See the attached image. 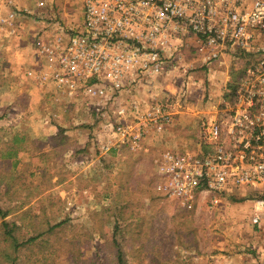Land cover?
<instances>
[{"label":"rangeland","instance_id":"374dc122","mask_svg":"<svg viewBox=\"0 0 264 264\" xmlns=\"http://www.w3.org/2000/svg\"><path fill=\"white\" fill-rule=\"evenodd\" d=\"M25 3L50 9L70 27L80 25L81 0ZM42 28L24 17L11 31L0 22V209L16 223L19 242L15 250L0 217V264H88L93 258L115 264L114 251L103 246L114 235L127 264H198L211 256L216 264H250L264 255V223L251 224L250 196L219 208L197 196L183 207L154 187L161 152L196 149L201 121L214 111L210 104L232 95L243 64L226 66L229 80L216 92L205 80L204 91L166 97L177 105L176 135L152 140L139 153L128 147L104 154L87 109L94 98L35 83L44 59L34 37Z\"/></svg>","mask_w":264,"mask_h":264},{"label":"built area","instance_id":"2783aa9c","mask_svg":"<svg viewBox=\"0 0 264 264\" xmlns=\"http://www.w3.org/2000/svg\"><path fill=\"white\" fill-rule=\"evenodd\" d=\"M25 1L0 0L1 26L11 31L24 17L43 27L34 37L44 59L37 81L94 98L87 109L104 154L124 145L137 150L152 127L161 132L172 120L169 99L144 107L126 96L132 91L173 71L187 76L199 66L213 74L223 64H243L232 95L201 121L197 148L161 153L154 187L183 207L197 196L211 208L250 196V222L262 226L264 0H81L80 25L71 27Z\"/></svg>","mask_w":264,"mask_h":264},{"label":"crops","instance_id":"0c3cea01","mask_svg":"<svg viewBox=\"0 0 264 264\" xmlns=\"http://www.w3.org/2000/svg\"><path fill=\"white\" fill-rule=\"evenodd\" d=\"M4 30L6 31V29ZM14 31H16V29H14ZM197 67H196V70L188 73L187 76H185L182 72L173 71V72H170L168 75H163V76L154 78L151 81L147 82L146 84H143L141 88H139L137 91H132L130 94L126 96H128L131 100H135L136 102L141 103L144 107H146L148 103H151L154 101H160V102L165 101L167 98H169V96H171L170 94H174L178 90L185 91V92L188 91L190 92L191 96L192 94H195L196 91H204L205 89L203 86V81L205 80L209 82L208 91H212V92H216L219 89H221L220 85L223 87L224 83L229 80L228 75H227V70L225 69L226 65L224 64L221 65L219 69L213 74H211L210 72H206L205 69L197 70ZM223 74H226V75L224 76ZM35 78H36V75L34 76V79ZM218 79L220 81H217ZM35 83L39 87V83L37 79L35 80ZM210 105H211V108L213 109L214 105L213 104H210ZM176 106L177 105L173 104L171 108V111L173 113L171 122L167 126H165V128L161 132H157L156 129L152 127L147 133L145 139L143 140L141 147L137 150H133L134 152L139 153L141 150L145 151L146 144L148 145L151 144L152 140L153 141L157 140V141L162 142V141H166L167 138L170 137L171 135H176V132L174 130L175 127H173L174 123L177 122V119H175V117L178 114L177 113L178 110L176 111L173 110V108ZM199 142L196 143V146H195L196 148ZM125 148L128 149V146L124 145L117 149H113L111 152L112 153L119 152L120 150L125 149ZM167 150H173V149H165L161 153ZM174 150L178 151V150H184V149H174ZM144 151H142V153ZM133 154H137V153H133ZM160 155H159V158H160ZM263 256H264L263 254H260V256L258 257L259 260L254 259V261L257 262L258 264H263V261H262ZM205 259H207V257L203 258L202 260H205ZM202 260H200V262ZM214 262L216 264V261Z\"/></svg>","mask_w":264,"mask_h":264},{"label":"trees","instance_id":"16d2710c","mask_svg":"<svg viewBox=\"0 0 264 264\" xmlns=\"http://www.w3.org/2000/svg\"><path fill=\"white\" fill-rule=\"evenodd\" d=\"M240 75V73H239ZM239 77H237L238 79ZM236 79L235 83L238 82V80ZM8 215L7 211H4L2 209H0V217L3 219L1 221V230L4 231L5 235H8L9 237L13 238V246L14 249L17 250L19 247V242L13 237V231L14 228L17 226L15 222H10L9 220L5 219V217ZM36 237H32V239H36ZM103 246H108L109 248H111L114 251L115 254V264H127L126 261V256H125V252L124 249L122 247V245L120 244V242L117 240L116 236L114 235L112 240L110 242H108L107 244H104ZM89 260V259H88ZM14 264H15V259H13ZM96 259H90V261L88 262V264H96Z\"/></svg>","mask_w":264,"mask_h":264}]
</instances>
